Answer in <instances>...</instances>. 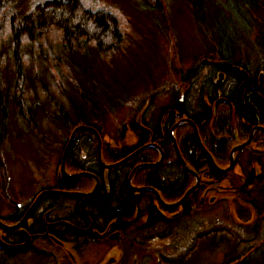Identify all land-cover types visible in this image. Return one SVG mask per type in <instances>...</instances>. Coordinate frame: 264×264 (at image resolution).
Wrapping results in <instances>:
<instances>
[{"label":"rangeland","instance_id":"374dc122","mask_svg":"<svg viewBox=\"0 0 264 264\" xmlns=\"http://www.w3.org/2000/svg\"><path fill=\"white\" fill-rule=\"evenodd\" d=\"M30 1L32 4L50 0ZM82 1L90 8L101 7L102 11L109 12L115 8L117 12H112V16L123 32V38L114 51L104 53H97L92 47L94 45L88 47L86 42H77L72 49L57 42L55 44L49 40L54 32L44 36L45 41H36L32 48L23 39L20 46L23 49L28 47V55L23 57L21 72L25 78L19 89L23 91L24 88L20 96L25 106L24 112L27 106L32 109L28 120L20 117L15 108L13 96L16 92L11 81L14 69L9 60L13 54L8 48L3 49L9 42L5 38L8 34L4 35V42L0 45L2 101L7 106V115L4 116L6 136L0 148L4 166L3 177L0 171V223L5 226L14 227L22 223L20 228H23L28 219L34 217L36 208L38 212L46 213L54 210L56 218L57 206L59 219H67L72 216V207L79 199L90 198L77 195H58L61 199L42 196L34 206L43 192L59 187L57 173L61 174L64 155L65 171L68 167L67 159L71 154L65 152L74 130L67 133L64 126L74 125L78 114L86 115L92 108L98 113L96 120L93 118L88 122L91 128L97 129L99 136L97 138L91 132L98 140L97 146L95 143L90 145L91 154H99V144L109 139L116 144L132 146L135 142L133 132L137 130L129 129L130 124L133 127L145 109L146 121L156 124L162 117L160 114L167 107L175 105L173 97H179L183 91L188 92V98L193 99L189 107H196L197 100L201 98L199 95L208 86L214 69L203 63L217 62L219 52L245 65L252 72L264 67V0H158L164 4L162 13L136 10L134 0ZM17 2L20 0L6 2L4 14L13 9ZM220 8L226 11L219 13ZM226 18L228 23L225 22ZM229 21L235 27L234 30L228 26ZM85 135L90 134L80 133L76 137ZM253 137L252 132L241 139L244 141L248 138L239 144H247L243 147L245 151L232 157L228 153L229 164L226 167L229 168L233 161L231 174L235 183H238L240 175L244 177L242 170H246V175L255 174V179L264 172V144L254 142ZM82 143L79 142L77 147L84 153L87 150L89 152ZM197 165L190 164L189 173L183 168V173L194 179L193 185L186 191L192 190L189 196L204 185L200 178L198 184L195 183ZM133 166L129 175H132V183L135 173L140 170L139 166ZM168 170L173 174L172 182L169 183L172 185L174 180L181 178L178 176L182 169L172 164L161 172ZM66 174L69 175L68 171ZM88 176L92 177L88 174L84 177L89 179ZM261 179L264 181V178ZM189 182L187 178L186 184ZM231 183L225 181L221 187L230 189ZM43 187L45 190H42ZM58 190L74 192L62 188ZM257 191L249 194L254 200L251 205L257 209L241 204L235 195L223 199L225 195L217 192L214 196L205 195L207 203L202 209L197 210L198 200L194 197L183 216L168 217L162 221L170 222L156 221L151 226L140 224L145 223L149 211L153 209V201L147 194L151 191L137 192L141 195L140 207L138 202L137 207L141 209L144 219L133 220L123 227L122 239L116 243L87 241L77 242L74 246L73 236L66 237L62 245L41 239L34 242L28 251L15 253L11 258H4L0 253V264H264V192ZM78 194L84 195L83 192ZM234 201L249 212V221L245 224L235 219L237 212L234 210ZM164 203L169 206L174 204ZM224 203L228 204L231 211L226 210ZM43 220L44 217H40L36 219V225L30 224V235L42 231ZM10 231L19 232L20 229H9L7 232ZM202 235L204 240L200 238L199 241ZM256 239H261V250L244 253ZM122 241L125 243L122 244ZM237 256L241 257L238 261Z\"/></svg>","mask_w":264,"mask_h":264},{"label":"flooded vegetation","instance_id":"af4514ba","mask_svg":"<svg viewBox=\"0 0 264 264\" xmlns=\"http://www.w3.org/2000/svg\"><path fill=\"white\" fill-rule=\"evenodd\" d=\"M231 23L232 22H230L228 26L231 27V30H234L235 27L232 26ZM217 60V62L213 63H203L209 68L214 69L212 75H210L211 77L208 81V86L204 89L203 93L199 95L201 98L197 100L196 107L193 109L189 107V105L193 104V99L191 98V100L188 98V92L185 93L183 91L179 97L176 95L173 97L175 99V105L167 107L166 110L160 114L162 117L159 118V121H157L156 124L146 121L147 110L145 109V111L139 114L137 122L133 123L134 126L131 127L130 124L129 129L132 128L131 130H134L136 128L137 130L133 132L135 142L132 146H128L125 143L116 144L115 142H110L112 139H109V141H105L104 143H100L99 150L101 154V162L103 164L99 161L97 153L96 155L91 154L92 144L95 143V146L98 145L97 138L93 136L91 137L90 135H85V137L78 136L75 138V141L70 147L71 149L69 152L71 155H69L67 159L68 167L66 168V171H68L69 174L85 172L95 178L98 182L97 190L100 192V197L108 194L109 192H116L117 188L115 185L121 183L122 178L125 174H127L126 188L133 194L140 207L139 200L141 195L134 192L128 185L130 171L134 168L133 164L139 166L142 173L143 171L148 170L150 171L148 176H154L157 180L159 179L161 182L163 181L165 185H169V179H171L173 175L172 171L168 170L162 173L161 170L171 167L172 164L180 166L182 173L178 177L183 179L186 174L183 173L184 166L181 161H185L188 166L192 163L191 161H198L200 164H203L206 161H210V157L213 158L211 151L212 153L220 152L221 148L219 147L221 144L226 147L230 146V149L228 150L230 155L234 147L239 146V144L244 143L245 140L248 139L246 138L242 142L239 141L245 138L247 133L251 134L253 132L254 142L264 144V132L262 133L260 131L262 122H264V67H258L256 69L257 71L252 73V71H250L245 65L232 61L230 57H226L220 52L217 55ZM219 60H221V62ZM233 67L244 69L248 75L251 73L253 74V81L252 83L250 82L251 85L249 84L246 88H244L238 96L237 91L243 85L245 79L241 74L238 75V72H236L237 69H233ZM255 89H258L257 94H253ZM207 93L211 94L215 98L214 102L218 101L219 105L223 107V109L221 108V111H217L218 109H214L212 106L207 109L208 107H206L204 101L202 100V96ZM254 99L259 105V108L252 105ZM214 102L212 104H214ZM239 107H241V110L238 112L237 109ZM232 108L235 110V119L236 121L238 120L240 125L235 128L233 123H231V128L227 132L223 133L221 131V124H219L220 116L223 112L227 115V111L232 110ZM176 123L179 124L172 130ZM162 124H164V126ZM78 127L87 126L80 125L75 128ZM88 127L91 128L92 126L90 125ZM92 129L96 128L93 127ZM80 132L92 134L87 131H78L76 136L79 135ZM173 134L175 135V142L173 141ZM79 142H83L82 145L86 149L88 148L89 152L87 150V152L84 153L80 147H77ZM176 147L178 151H176ZM245 150L246 149L242 151ZM70 156L73 157L70 158ZM130 157L132 158L130 159ZM161 160L162 162L153 172L154 167H151V165H154L157 161ZM73 167H77L78 169ZM140 170L135 173V177L138 176L137 174ZM186 173H188L187 170ZM195 173L201 177L208 175L206 169H198ZM57 177L58 183L65 178L64 176H60L59 173H57ZM92 177L89 178L92 180V185L94 187L96 182ZM132 187L140 189L149 186H135L132 183ZM58 188L56 189L58 190ZM43 189L45 188L43 187L42 190ZM91 198L93 197L77 201L72 207V216L63 220H60L57 215L59 212L57 206L56 218L53 215L54 210H50V212L46 213L43 211L38 212V208H36L33 212L34 217L32 216L29 218L28 224H26L28 226H30V224L36 225V219L40 217H44V220L41 223V226L43 225L42 231L40 230L39 232L31 235L32 239L30 248L34 242L41 239L51 241L57 245H62L63 241L56 237V231H61L63 227L70 228L76 232V234L86 237L88 242H104L109 244L111 241L110 243H116L115 241L122 239L121 229H123V227H127L133 220L138 221L140 219H144V216L138 217V214L135 213V217L122 221L119 219H92L85 216L84 212L81 210L82 208L83 210L88 209L87 206H84V201L90 200ZM133 203L134 202H130L129 206L133 207ZM76 206H78V212L75 210ZM139 210L141 211L138 207L136 210L133 208V212L137 211L139 213ZM78 213H81L79 217H75ZM171 216H173V213ZM148 219L149 217L144 220L145 223L140 222V224L147 225ZM26 224H24V226ZM24 226L23 228H20V231L22 229L26 230ZM74 239L75 238H73V240ZM4 241L6 243L10 242L8 239V242L6 239ZM23 241L24 238L17 244H21ZM75 242L72 243L74 246L77 244V241ZM28 250L29 248L25 250H6L0 248V253L4 258H11L15 253L23 251L26 252Z\"/></svg>","mask_w":264,"mask_h":264},{"label":"trees","instance_id":"16d2710c","mask_svg":"<svg viewBox=\"0 0 264 264\" xmlns=\"http://www.w3.org/2000/svg\"><path fill=\"white\" fill-rule=\"evenodd\" d=\"M10 0H0V31H3V34H0V45L4 42V35H7L5 38L8 39L9 42L6 43L7 46L4 45L3 49L5 50L8 48L11 51V54H13V57L9 58L10 66L14 69V76L11 81L14 82V89L13 91L16 92V95L13 96L15 100V108L20 117L24 119H30L29 113L31 114V108L27 106V114H24V105L22 99H20V96H22L23 91L19 89V86L22 88V83L24 82V73L21 72L23 57L27 54L26 49L28 47L32 46L34 47L36 44V41H45L44 36L49 34V32H54L52 37L49 39L53 41L55 44L56 42L60 44L63 47H69V49H72L74 44L77 42H86L88 43V47L91 45L93 48H95V51L97 53L100 52H109L114 51L116 47L119 45V42L121 38H123L122 31L119 30V24L115 20V18L112 16V12H117L115 8L113 10H105L104 12H94L93 9H91L89 6H87L82 0H50L44 3H30V0H20V2L16 5L13 9L9 10V12L5 13L3 12V8L7 3H9ZM7 2V3H6ZM96 6V5H95ZM134 6L136 7V10L142 9L143 11H154L157 13H162L164 10V4H160L158 0H134ZM94 8V7H93ZM100 9L101 7H97ZM226 11V10H225ZM222 8L219 9L220 12H225ZM229 13V11H227ZM2 14V15H1ZM232 15V13H231ZM225 22L228 23V18L225 19ZM230 22V21H229ZM218 26V25H217ZM25 39L28 46L27 48L23 49L20 44L22 40ZM262 39V44H263ZM51 44V43H50ZM52 45V44H51ZM30 48V49H31ZM67 49V50H69ZM24 50V52H23ZM20 56V57H19ZM52 58L55 60V56H52ZM1 67V64H0ZM3 90L1 89V79H0V110H1V123H0V148L3 142V139L6 136L5 127L6 124L4 123V116L7 115V108L6 103L3 102ZM83 113V111H81ZM98 113H95V109L92 108L90 110V113H87L86 115L78 114L76 116L77 122L72 125L68 124L67 126H64L65 129L68 131H71L72 129H75L77 126H90L89 120H96L98 118ZM238 114V112H237ZM220 123L221 126L223 124L227 125V122L229 120L228 115L225 114V112L222 113L220 116ZM29 125V124H28ZM30 127V126H28ZM35 131V130H34ZM73 131V130H72ZM82 133V132H80ZM90 134V133H87ZM92 137V134H90ZM241 142L243 140H240ZM220 152H213L211 151V155L214 158L215 163L220 167H226L229 164V161L227 159L228 156V150L229 147H226L225 145L221 144ZM138 162V161H135ZM192 165L199 164L198 169H206L208 172L207 176L201 177L200 180L204 184L202 186H199L198 190L191 194L187 200L183 203L181 208H164L162 206H159L160 212L167 214V216H171L172 213L176 214L179 213L178 216L171 218H177L183 216V213L185 211H188V206L191 203V198L196 197V200H198V205L196 206L197 210L202 209V207L207 203L205 200L207 196L206 194H211L214 196L217 192L220 194H224L225 197L223 199H227V196L235 195L237 196L238 200L241 204L248 205L250 207L254 206L251 205L253 199L250 198L249 194L250 192L254 190H258L257 192H264V181L261 178H264V174L261 175V177L255 179V174H247L244 175V177H240L238 179V183L234 182V176L231 174L233 171L227 172L226 174L218 172L210 161H206L203 164H200L198 161H191ZM238 163V162H237ZM75 169H78L77 167H73ZM0 171L2 177L4 176V166L2 164L1 160V153H0ZM200 171V170H199ZM145 172V173H144ZM148 172V173H147ZM252 173V172H251ZM150 174V171H139L137 174L138 176L135 177L133 180V184L135 186H152L155 184L152 181H146V176ZM186 174V173H185ZM246 174V172H244ZM141 175L143 177H141ZM128 175L125 174L122 178V182L115 185L117 188L116 192H109L108 194H105L104 196L99 195L100 192L97 193L96 197L91 198L90 200L84 201V206H87L88 209H81L85 216L90 217L92 219H119L120 221L126 220L132 217H135V214H138V217L142 216V211L139 210V213L137 211L133 212V208L137 209V202L134 198L133 194L126 188V180ZM187 178L190 179V182L186 184ZM116 180V178H115ZM75 180H69V179H62V181L59 183V189L68 190V191H80V190H87L92 186V180L87 178H82L80 181L84 183L83 187H73V182ZM146 181V182H144ZM225 181L232 182L231 187H225L222 188L221 184ZM194 179L191 175L186 174L183 179H176L172 183V185H165L164 183H161L158 187V190L160 192L161 198L163 201L169 202V204H173L178 202L186 193V191L190 188V185H193ZM2 186H4V183L2 182ZM118 186V187H117ZM2 189V188H1ZM214 190V191H213ZM205 193V194H204ZM218 193V194H219ZM254 193V192H253ZM252 193V194H253ZM147 194H150L149 198L153 201V205L156 206V199L152 196L151 193L147 192ZM242 194H245L242 195ZM98 196V197H97ZM252 197V196H251ZM57 199H61V197H56ZM56 199V201H57ZM81 199H79L80 201ZM111 201L112 205L110 207H107V202ZM130 202L133 203V207L129 206ZM224 202V201H223ZM189 203V204H188ZM197 203V202H196ZM234 210L237 212L236 220L240 221V224H245L248 222L249 218V212L248 210L244 209L243 207L238 204L237 201H234ZM226 205V210L231 211V208L228 206V204L224 203ZM256 208V206H254ZM184 208V210L182 209ZM257 209V208H256ZM75 210L78 212V206L75 207ZM135 213V214H134ZM81 213H78L75 217H79ZM84 217V215H83ZM148 223L146 226H151L153 224H156V221H162V219H165L160 214H158L154 208L149 211L148 214ZM170 221H166L168 223ZM24 228L30 232L31 226H28L27 224L24 226ZM2 234H4L7 239L9 240H18L19 242L22 241L23 237L20 232L17 231H2ZM12 236V238H11ZM73 236L74 241H77L78 243L87 242V238L84 236H81L79 234H76L72 229L70 228H62L61 231H56V237L60 240H65L66 237ZM200 236L198 239L200 241ZM197 239V240H198ZM204 240V238H202ZM201 240V241H202ZM123 244L125 241H122ZM261 248V247H260ZM259 247H248L244 250V253L248 254L251 251L255 250L253 253H256L257 251L261 250ZM238 261L241 257L237 256ZM164 263V262H163ZM162 263V264H163ZM173 264H180L179 262L173 263ZM182 264V263H181Z\"/></svg>","mask_w":264,"mask_h":264},{"label":"bare ground","instance_id":"6f19581e","mask_svg":"<svg viewBox=\"0 0 264 264\" xmlns=\"http://www.w3.org/2000/svg\"><path fill=\"white\" fill-rule=\"evenodd\" d=\"M91 9H93L94 10V12H99V10L100 11H102L101 10V8L100 9H98L97 7H94V8H91ZM102 12H104V11H102ZM20 57V56H19ZM20 63H22L21 61H20ZM236 72H238L237 74L239 75V74H241L242 76H244V79H245V81L243 82V85L239 88V90L237 91V96L239 95V93H241V91L244 89V88H246L249 84H250V82L252 83V77H253V72L251 73V74H247V72L244 70V69H242V68H238L237 70H236ZM251 85V84H250ZM257 92H258V89H255V92H253V94H257ZM203 97V101H204V104L206 105V107H208L207 109H209V107L210 106H212V107H214V109H218L217 111H221L222 109H223V107H221L220 105H219V102L218 101H216V102H214V97L211 95V94H209V93H207V94H205L204 96H202ZM237 98V97H236ZM214 102V104H212ZM252 105L253 106H256V108L258 107L259 108V105L257 104V102H256V100L254 99L253 100V102H252ZM6 108H7V106H6ZM222 108V109H221ZM238 112L241 110V107H239L238 109ZM27 112L28 111H26V112H24V114H27ZM182 113V112H181ZM30 114V113H29ZM227 115H228V118H229V120H228V125H226V124H223L222 126H221V131L224 133V132H227L230 128H231V126H232V124L231 123H233V125H234V127L235 128H237V127H239V125H240V123H238V120L236 121V119H235V110H234V108H232V110H228L227 111ZM234 120H235V123H234ZM179 123H176L175 125H174V127L172 128V130L178 125ZM261 132H264V122H262V127H261V130H260ZM262 134V133H261ZM264 134V133H263ZM264 137V136H263ZM260 144V143H259ZM160 161H157L154 165H153V172L156 170V168H157V166H158V163H159ZM177 163V162H176ZM221 169H223V170H226L227 169V167H225V168H221ZM81 174H83V173H81ZM151 174H152V172H151ZM68 175V174H67ZM78 175H80V173H73V174H69L67 177H65V179H69V180H75L72 184H73V187H83V185H84V183H82V181H80V179L79 178H83L85 175H87V174H84V176L83 177H81V176H78ZM143 177V176H142ZM145 177H146V181L148 182V181H153L155 184L153 185V187L152 186H149V187H147V188H150V190H155V191H159L158 190V187H159V185L161 184V183H163V181L161 182V180H157L154 176L152 177V176H146L145 175ZM85 178V177H84ZM90 179V178H89ZM170 181H172V177H171V179H170ZM52 191H56V192H58V191H60V190H57V189H53ZM80 192H83V194L84 195H89V196H87V197H95L96 195H97V193H98V190H97V188H95V186L93 187V186H91L89 189H87V190H83V191H74L73 193H80ZM51 197V195H44V198H50ZM98 197V196H97ZM136 201V200H135ZM137 202V201H136ZM135 203V202H134ZM112 205V202L111 201H108L107 202V207H110ZM190 206V205H189ZM188 206V208H190ZM187 210H189V209H187ZM34 212V211H33ZM34 214V213H33ZM236 218V217H235ZM11 243H13V244H17L19 241L18 240H11L10 241ZM262 245V242H261V239H259V240H257L256 239V241H255V243L252 245V247H259V246H261ZM255 250H253V252H254ZM252 252V251H251ZM263 258H264V256H263Z\"/></svg>","mask_w":264,"mask_h":264},{"label":"water","instance_id":"95a60500","mask_svg":"<svg viewBox=\"0 0 264 264\" xmlns=\"http://www.w3.org/2000/svg\"><path fill=\"white\" fill-rule=\"evenodd\" d=\"M233 69H238V68H233ZM81 130H84V131H90V132L94 133L95 136H96L97 138H99L97 132H96L94 129L89 128V127H78V128H76V129L72 132L71 137L69 138V141H68V145H67V147H66V152H65V154L68 153V151H69V147H70L71 144L74 142L75 137H76V133H77L78 131H81ZM248 141H249V140H248ZM99 145H100V144H99ZM246 145H247V144H245V145H241V146H237V147L233 148L232 151H231V153H230L231 157H232V155H233L236 151H238V150H240V149H243V147H245ZM65 156H66V155H64V157H63V161H62L61 174H62V176L67 177L68 175L66 174L65 166H64ZM98 159H99V161L101 162V154H100V150H99V154H98ZM101 163H102V162H101ZM182 164H183L184 167L187 169L186 165H185L184 163H182ZM233 165H234V163H233V161H232L231 164H230V167H229L228 169H226L227 171L225 170V171H223V172H228V171L233 167ZM149 166H150V165H149ZM112 167H114V166H112ZM112 167H107V168H112ZM151 167H153V165H151ZM215 167H216V166H215ZM78 176H84V175L80 174V175H78ZM131 178H132V175H131V176L129 177V179H128V185H129V187H131V189H132L133 191H136V192H143V191H146V190L151 191V192L156 196V199H157L158 203L163 204V205H166V204H164V202L161 200L160 195H159V193H158L157 191H155V190H150V188H148V189H139V188H134V187H132V185H131ZM196 182H197V184H198L199 180L197 179ZM95 188H98V182L96 183ZM191 191H192V190H191ZM191 191H188V192L185 194V196L183 197V199H182L180 202H178L177 204H174L173 206L170 205L169 207H175V208H176L177 206L181 205V203H183V202L187 199V197L189 196V193H190ZM44 195H61V196H69V197H74V196H76V195H77V196H84V197L89 196V195L74 194V193H66V192H60V191H58V192H56V191H45V192H43V193H42V194L36 199L34 206L37 205V202L39 201V199H40L42 196H44ZM167 206H168V205H167ZM25 219H26V218H25ZM21 225H22V223L16 225L15 227H8V226H5V225H3L2 223H0V229H2V230H6V231L9 230V229H11V230H15V229L20 228ZM30 243H31V238H30V236H28V235L26 236L25 243H24L23 245H21V246H9V245H6V244H5L3 241H1V239H0V246H3V247H5V248H7V249L26 248V247H28V246L30 245Z\"/></svg>","mask_w":264,"mask_h":264},{"label":"clouds","instance_id":"9594fccd","mask_svg":"<svg viewBox=\"0 0 264 264\" xmlns=\"http://www.w3.org/2000/svg\"><path fill=\"white\" fill-rule=\"evenodd\" d=\"M10 7V6H9Z\"/></svg>","mask_w":264,"mask_h":264}]
</instances>
